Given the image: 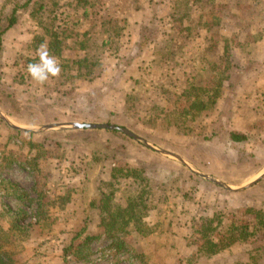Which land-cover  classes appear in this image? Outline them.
Segmentation results:
<instances>
[{"label":"rangeland","instance_id":"obj_1","mask_svg":"<svg viewBox=\"0 0 264 264\" xmlns=\"http://www.w3.org/2000/svg\"><path fill=\"white\" fill-rule=\"evenodd\" d=\"M13 16L0 52V110L13 123L124 127L234 189L264 169V0H0V31ZM41 44L62 67L44 85L26 71ZM232 132L249 139L233 143ZM136 143L93 130L18 134L0 120V225L10 228L7 210L28 213V229L5 242L15 264H246L264 247L262 232L229 243L264 218V176L228 192ZM114 168L139 177L111 187ZM85 171L96 198H135L144 225L116 255L99 202L84 212L89 185L74 178ZM86 237L88 261L66 258Z\"/></svg>","mask_w":264,"mask_h":264},{"label":"trees","instance_id":"obj_2","mask_svg":"<svg viewBox=\"0 0 264 264\" xmlns=\"http://www.w3.org/2000/svg\"><path fill=\"white\" fill-rule=\"evenodd\" d=\"M16 19L13 16L8 24V26L3 29V31H0V52L2 50V35L7 32L10 28L15 26ZM109 124V123H108ZM80 131H88L85 130H78ZM95 132H107L112 135H121L124 139L129 138L128 136H125L119 131L114 130H93ZM18 134H21L22 132L16 131ZM78 139V137H77ZM132 142L134 139L129 138ZM248 136L242 133L232 132L230 133V140L233 143L239 144V143H246L248 141ZM135 141V140H134ZM135 143V142H134ZM138 145H141V143H136ZM100 148V147H99ZM94 157L97 158V151L93 153ZM98 161V159H95ZM135 170H124V169H112L111 172V182L109 185L111 187H114L115 183H119L120 180H126V179H135L139 177V175L136 173ZM6 190V195H9V189L10 188H4ZM99 189V188H98ZM101 191V189H99ZM18 192V191H17ZM116 191L113 189L112 191L101 193L99 198H93L91 202L88 204L89 209L95 208L96 203L99 205V211L101 212V215L104 217L101 223V226L103 228H106V233L108 235L107 238L114 239L111 242L112 249L115 250L114 255H116L117 252L123 251L122 249H125V242L122 240V237L127 236L129 228L131 226L138 227V231L141 232V228L143 227L144 223L143 221L140 222L138 218H136V212H135V198H130L127 201V205L125 206H113V202L115 200ZM16 199L21 200L20 194L16 196ZM23 200V199H22ZM7 208V207H6ZM10 215H12V220L10 221V228L5 229L3 226L0 225V264H15V261L13 259V256L9 253L5 252V242L8 240V236L10 233L20 232V231H26L28 229V225L26 224V220L28 218V213L26 211H23L21 209H18L16 212H11L7 210ZM30 218V217H29ZM32 218V216H31ZM256 218L259 219L258 223L254 224L252 228V231H250V224L246 223L240 226V228L236 229V234L233 233L231 235V240L229 243H235L239 240H247L248 237H256L261 232L264 234V218L263 214L261 212H256ZM85 231L82 232L84 234ZM228 238L225 240L227 241ZM264 240V236L262 237ZM95 240L92 237H86L85 242L79 244L77 247L75 245H71L68 248L65 249V257L72 256L75 261H82L87 262L88 259L86 256H83V251L85 248H87L90 243ZM262 240V241H263ZM210 246L212 247L211 250H214V248H218L219 245L217 243H214L213 241H209ZM264 245V242L262 243ZM258 246V248H255L250 252V258L249 263L246 264H258L256 259H259L258 257L263 254V248ZM226 247V246H225ZM262 252V253H261ZM257 253L258 255H254ZM260 254V255H259Z\"/></svg>","mask_w":264,"mask_h":264},{"label":"water","instance_id":"obj_3","mask_svg":"<svg viewBox=\"0 0 264 264\" xmlns=\"http://www.w3.org/2000/svg\"><path fill=\"white\" fill-rule=\"evenodd\" d=\"M0 120L3 121L8 127H10L12 130L18 131V132H27V133H36V134H41L45 132H50V131H78V130H114V131H119L125 136H128L129 138L134 139L136 142L141 143L143 146L146 148L155 151L156 153L170 157L176 161H178L181 165L185 166L187 169H189L191 172L196 174L197 176L210 181L223 190H226L228 192H233V193H240L243 192L247 189L252 188L255 186L260 179L264 176V169L261 171L260 175L255 177L253 181H251L249 184L244 185L242 187H239L237 189L232 188L231 186L220 182L216 178L210 177L202 172H200L195 166H193L191 163H189L185 158L182 156L167 151L165 149H162L158 146H156L153 143H150L149 141L145 140L144 138L140 137L139 135L135 134L134 132L130 131L127 128L120 127L117 125H112V124H95V123H80V122H67V123H52V124H47L44 126H38V127H29V126H20L12 122V120L4 114L0 110Z\"/></svg>","mask_w":264,"mask_h":264},{"label":"clouds","instance_id":"obj_4","mask_svg":"<svg viewBox=\"0 0 264 264\" xmlns=\"http://www.w3.org/2000/svg\"><path fill=\"white\" fill-rule=\"evenodd\" d=\"M38 62L27 65V73L32 81L44 85L50 79L56 78L62 71L59 59L50 53L47 44H41L37 49Z\"/></svg>","mask_w":264,"mask_h":264},{"label":"crops","instance_id":"obj_5","mask_svg":"<svg viewBox=\"0 0 264 264\" xmlns=\"http://www.w3.org/2000/svg\"><path fill=\"white\" fill-rule=\"evenodd\" d=\"M85 146L88 147V145H85ZM85 173H86V171H85ZM85 173L82 174V175H84L83 177H82V175H80V176L79 175H76L74 179L76 180L75 183L78 181L79 184H80V181H81L82 182V185H84V187L86 186V183H87V185H89L88 186L89 187L88 188V195L92 197V198H90V201H89V203H90L91 200L93 198H95V196H97L99 194V189L96 186L95 180L94 179L92 180L89 177H87V173H86V175H85ZM89 180H91V181H89ZM89 203L86 202V206L84 208V212L85 213L89 211V205H88Z\"/></svg>","mask_w":264,"mask_h":264}]
</instances>
